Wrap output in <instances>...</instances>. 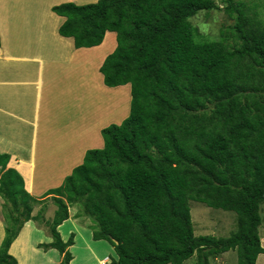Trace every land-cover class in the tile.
Listing matches in <instances>:
<instances>
[{"label":"trees","instance_id":"trees-1","mask_svg":"<svg viewBox=\"0 0 264 264\" xmlns=\"http://www.w3.org/2000/svg\"><path fill=\"white\" fill-rule=\"evenodd\" d=\"M234 19L219 39L200 35L189 18L218 8L216 0H97L52 6L64 16L59 34L74 46L101 43L116 33V47L99 71L104 84L130 83L129 115L101 129L104 145L58 187L48 189L56 209L46 220L52 242L70 264L57 226L68 205L81 203L92 237L108 241V264H196L230 249L237 264L264 253L258 233L264 202V20L244 2L220 0ZM233 43L227 42L228 36ZM0 152V196L5 236L0 264H18L10 244L23 224L37 219L40 199L24 188ZM233 211L227 236L194 233L189 201ZM80 205V204H78Z\"/></svg>","mask_w":264,"mask_h":264},{"label":"crops","instance_id":"crops-1","mask_svg":"<svg viewBox=\"0 0 264 264\" xmlns=\"http://www.w3.org/2000/svg\"><path fill=\"white\" fill-rule=\"evenodd\" d=\"M66 2L83 4L81 0H35L36 5H30L24 0L17 12L8 0H0V152L9 155L6 167L22 176L25 190L40 200L51 198L45 192L61 185L83 162L87 149L103 147V127L121 123L130 111V83L107 86L99 71L116 47V33L106 31L100 44L76 48L72 37L59 34L65 17L51 9ZM2 202L0 196V243L5 234ZM48 206L45 221L56 209ZM45 221L28 220L10 244L8 251L18 264L63 260L64 253L44 246L53 240ZM263 224L261 218L262 246ZM93 225L79 205H68V218L57 231L64 242L72 238L66 247L70 264L77 260L78 264H104L106 257L117 258L108 241L93 239ZM260 259L264 253L258 254L256 264Z\"/></svg>","mask_w":264,"mask_h":264},{"label":"rangeland","instance_id":"rangeland-1","mask_svg":"<svg viewBox=\"0 0 264 264\" xmlns=\"http://www.w3.org/2000/svg\"><path fill=\"white\" fill-rule=\"evenodd\" d=\"M95 2V0H81L83 4ZM97 1V0H96ZM237 2H244L248 7V14L256 16L258 19L264 20V0H234ZM2 1L1 3H3ZM10 7L19 12V6H23L24 0H8ZM25 2L31 4H35V0H25ZM218 4V8L212 9L209 11L200 10L194 16L190 17L189 20L194 27L197 28L198 33L200 35L206 36L209 39H219L222 35V32L225 33L229 25H232L234 19L230 17L224 10L223 6L225 3L220 0H216ZM24 7V6H23ZM227 42L232 44L233 38L229 35L227 38ZM101 91V89H99ZM124 93V92H123ZM120 96V94H119ZM100 97V96H99ZM101 99L107 100V98L100 97ZM108 101L101 103V108L99 110V114H102V108L105 103ZM190 205V214L192 219V225L194 229V233L196 235L199 234H211L214 236H227L231 231L236 229V214L233 211L216 209L207 206L204 203L197 202L194 200L189 201ZM48 204H52V198H47L44 200H39L38 202L33 204L32 214H35L39 211V215L37 219L41 221H45L44 214H46L49 210ZM80 204V212H81V203ZM77 204V205H78ZM82 213V212H81ZM88 216V215H87ZM261 216L262 223L264 220V202L261 204ZM90 217V216H89ZM47 225V222L45 221ZM264 229V224L263 227ZM5 230V229H4ZM260 234L264 236L263 231L260 230ZM5 236V234H4ZM4 238V237H3ZM3 240V239H2ZM2 242V241H1ZM1 244V243H0ZM264 247V246H263ZM113 254V251H110L109 255ZM107 257L102 261L104 263L107 261ZM209 260V258H208ZM223 260V262H221ZM79 260H77L74 264H78ZM260 264H264V259H260ZM110 263V260H109ZM237 264V254L235 250H228L222 255H214L211 257V261L209 264ZM182 264H196V255H192L188 259H186Z\"/></svg>","mask_w":264,"mask_h":264},{"label":"built area","instance_id":"built-area-1","mask_svg":"<svg viewBox=\"0 0 264 264\" xmlns=\"http://www.w3.org/2000/svg\"><path fill=\"white\" fill-rule=\"evenodd\" d=\"M107 262L109 263V260L108 261H105L104 264H107Z\"/></svg>","mask_w":264,"mask_h":264},{"label":"clouds","instance_id":"clouds-1","mask_svg":"<svg viewBox=\"0 0 264 264\" xmlns=\"http://www.w3.org/2000/svg\"><path fill=\"white\" fill-rule=\"evenodd\" d=\"M107 264H108V262H107Z\"/></svg>","mask_w":264,"mask_h":264}]
</instances>
